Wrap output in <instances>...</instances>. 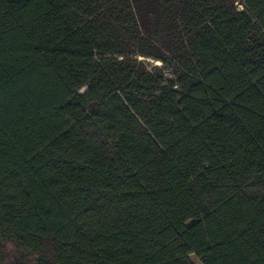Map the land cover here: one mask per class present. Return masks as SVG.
<instances>
[{
    "label": "trees",
    "instance_id": "obj_1",
    "mask_svg": "<svg viewBox=\"0 0 264 264\" xmlns=\"http://www.w3.org/2000/svg\"><path fill=\"white\" fill-rule=\"evenodd\" d=\"M264 264V0H0V264Z\"/></svg>",
    "mask_w": 264,
    "mask_h": 264
},
{
    "label": "rangeland",
    "instance_id": "obj_2",
    "mask_svg": "<svg viewBox=\"0 0 264 264\" xmlns=\"http://www.w3.org/2000/svg\"><path fill=\"white\" fill-rule=\"evenodd\" d=\"M190 260L192 261L193 264H200L199 260L195 258L193 255L190 256Z\"/></svg>",
    "mask_w": 264,
    "mask_h": 264
}]
</instances>
